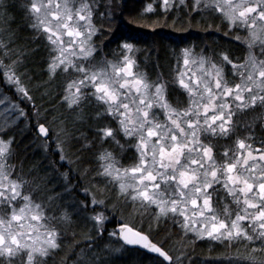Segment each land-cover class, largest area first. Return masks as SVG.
Masks as SVG:
<instances>
[{
    "label": "snow or ice",
    "instance_id": "1",
    "mask_svg": "<svg viewBox=\"0 0 264 264\" xmlns=\"http://www.w3.org/2000/svg\"><path fill=\"white\" fill-rule=\"evenodd\" d=\"M178 2L189 8V15L216 17L230 29L244 31L247 55L242 62L233 63L223 52L183 48L176 76L168 81L157 75L153 80L136 71L139 65L131 43L119 45V52L111 53L114 59L102 55L94 40L100 31L94 18L104 15L99 12L100 0H31L30 27L47 41L49 75L66 77L62 102L73 111L94 106L96 120L116 125L97 129L98 138L121 152L124 145L117 137L125 139L134 153V162L126 167L103 149L98 155V178L114 186L124 203L145 210L155 206L157 219H169L198 240L242 246L244 251L230 264H264V153L254 156L246 144L251 137L239 138L242 127L252 131L250 124L242 125L239 115L264 111V59L255 54L258 50L264 57V0H191L190 7L187 0ZM118 6L104 7L111 14ZM163 6L168 11L173 0H163ZM6 8L0 2V10ZM146 9L151 12L152 5ZM6 15L5 11L0 24L6 23ZM6 32L0 31V52L10 64L0 61V68L7 70L9 86L32 103L40 117L24 86L30 77L20 71L27 53L13 47L16 41ZM227 65L232 79L225 72ZM192 67L199 74L191 72ZM177 93L185 99H176ZM57 119L53 117L49 125L51 134L39 120L37 129L46 141L54 137L64 160L62 144L70 145L71 137L63 127L56 130ZM10 131H0V264H44L61 247L70 213L55 205L60 197L42 196L41 189L24 179L23 170L9 163L15 157ZM90 203L93 226L102 236L109 219L107 205L95 196ZM100 207L104 211H97ZM58 210L61 215H54ZM111 235L121 238L122 246H138L175 264L154 236L123 220Z\"/></svg>",
    "mask_w": 264,
    "mask_h": 264
},
{
    "label": "trees",
    "instance_id": "2",
    "mask_svg": "<svg viewBox=\"0 0 264 264\" xmlns=\"http://www.w3.org/2000/svg\"><path fill=\"white\" fill-rule=\"evenodd\" d=\"M0 2L7 5L5 10H0V21L5 20V11L7 13L6 23L0 24V31L8 29L5 36L10 35L15 39L13 47L22 48L27 53L22 58L24 67L20 71H26L30 77V83H25L24 86L29 89V95L33 97L41 114L37 117L36 109L26 100L23 103L26 117L20 122H7L1 128L0 131L11 129L10 135L14 137L12 147L15 157L9 163L15 165L17 171L22 169L24 179L31 182L34 188L41 189L42 196L60 197L54 200L55 205L66 208L70 213V222L66 225L61 247L51 252L44 264H96L97 259L100 264H166L143 249L122 246L123 243L111 235L114 228L125 219L127 211L132 213L137 208L124 203L114 186L98 178V155L103 149H107L117 159L120 158L122 164H132L133 151L125 146L124 139L120 137L117 139L124 145L122 152L115 144L98 138L97 129L106 124L113 128L116 125L110 121L96 120L94 106L73 111L67 108L66 102H62L66 77H52L48 73L47 41L30 27L31 0ZM187 2L190 7L191 0ZM100 3L103 6L99 8V12L104 15L94 18V23L100 29L94 40L102 49V55L110 60L114 59L111 53L119 52V45L131 43L139 65L136 71L146 73L153 80L157 75L168 81L176 76L177 58L183 48L192 47L197 51L202 49L209 54L213 51L223 52L233 61L243 58L247 52L246 45L243 44L246 36L244 31L230 29L216 17L202 18L195 12L189 15V8L179 4L177 0L168 11L164 10L162 0H100ZM111 4L119 6L109 14L104 6ZM148 4L152 5L151 12L146 9ZM237 36L242 39L237 40ZM0 56L4 65L10 64L5 53L0 52ZM176 99L184 100L185 97L177 93ZM44 116H47V120L42 119ZM53 117H58L54 125L56 130L60 131L63 127L71 137L70 145L62 144L71 164L59 159L60 153L56 150L57 145L52 142L53 136H50L45 145L36 131L38 120L49 127ZM239 120L242 125L252 126L248 136H253V147L259 145V141L264 140V132L261 131L264 127V111L246 110L239 115ZM243 129L242 127L239 137L244 136ZM51 131L49 127L50 134ZM85 189L91 191L97 199L102 198L107 205L105 215L109 219L102 236L97 234L93 226L92 208L88 206L82 210L80 207L81 203L88 205L90 201L87 194L82 193ZM226 202L231 203L230 198ZM98 209L104 211L102 207ZM137 212L138 221L143 224L139 230L145 232V228L149 227L150 234L155 237L154 241L159 242L162 247H169L170 244L174 249H181V243L187 246L182 247L188 258L187 264H230V261L244 251L242 246L223 241L198 240L191 234L187 239L183 236L186 235L185 232L171 221L159 220L157 223L147 214V209ZM53 214L59 216L61 211ZM184 238L187 240L184 241Z\"/></svg>",
    "mask_w": 264,
    "mask_h": 264
},
{
    "label": "rangeland",
    "instance_id": "3",
    "mask_svg": "<svg viewBox=\"0 0 264 264\" xmlns=\"http://www.w3.org/2000/svg\"><path fill=\"white\" fill-rule=\"evenodd\" d=\"M175 1L176 0H173V2H175ZM162 2H163V0H162ZM255 54L257 55V57H259L261 59H264V57L260 56V53H259L258 50L255 52ZM246 55H247V52L245 53V56ZM0 61H2V63H3L2 56H0ZM240 62H242L241 59H239L238 61H233V63H240ZM3 65H4V63H3ZM230 69H231V65H227L226 66V70L228 71V73H230ZM190 71L194 72L196 74H199L195 67H192L190 69ZM5 72H6L5 69L0 68V130L4 126V124H7L8 121L11 120V122L12 121L16 122L17 120L20 121L21 119L23 120L26 117L25 112H23L24 111L23 103H26V100H23L19 96V94L16 91H14L12 87L9 86L8 82L5 79V75H4ZM231 79H232V77H231ZM9 102H11V104ZM12 104L16 105L15 109H13L11 107ZM21 111L24 113L23 115L20 114ZM3 115H5L6 118H9V119H7V122H5L3 120ZM239 138L242 139L244 137H239ZM43 141H44L43 144H45V145L48 144V142H46L45 140H43ZM123 143L125 144V141H123ZM63 155L65 156L64 160L66 161V164L67 163L71 164L69 162L68 154L65 151H64ZM253 155L256 156L255 153H253ZM59 159L61 160L60 156H59ZM119 160H120V158H119ZM122 165L127 167V166H130L131 164H122ZM82 193H85V190H82ZM86 194H87L86 196L89 198L90 201H91L92 197L95 196L89 190H88V192ZM95 198L97 199L96 196H95ZM97 200H103V199L101 198V199H97ZM90 201L88 202L89 203L88 206L92 208V205H91ZM83 204H85V203H83ZM131 208H137V210L141 209V208L135 207V206H132ZM137 210L134 209L132 211V213L130 211H127V213L125 214V217H124L125 219H123V221L129 223V225L131 227H134V228H137V229H142L143 224L140 221H138V216H137L138 212H137ZM97 211H100V210L97 208ZM156 213H157V209H156L155 206H152V207L147 209V214L150 217H152L154 221H157V223L159 222V220L166 219V218L157 219L156 218ZM138 215H139V213H138ZM165 224H169V223H165ZM117 229H118V227H115L113 232H115ZM145 233H149L150 234V228L149 227H147V229L145 228ZM185 234L186 235H183V236L186 237L187 239H188V236H190L189 234H191L192 237H195V235L192 234V233H185ZM187 239L184 238L183 240L185 241ZM179 246H181V249H179L177 247L174 249L173 246H171L169 244V247H166L165 250L169 253L170 256L173 257V259H174L173 261L175 262V264H187L188 258H187V256H185V253L183 251L184 249H182V247L186 248L187 246H185L184 243L179 244ZM157 260H161L162 261V259H158V258H157Z\"/></svg>",
    "mask_w": 264,
    "mask_h": 264
},
{
    "label": "water",
    "instance_id": "4",
    "mask_svg": "<svg viewBox=\"0 0 264 264\" xmlns=\"http://www.w3.org/2000/svg\"><path fill=\"white\" fill-rule=\"evenodd\" d=\"M41 136H43L42 134H40ZM153 254V253H152ZM154 255H156V254H154ZM163 259V258H162Z\"/></svg>",
    "mask_w": 264,
    "mask_h": 264
}]
</instances>
